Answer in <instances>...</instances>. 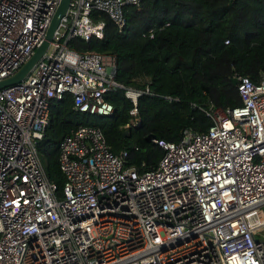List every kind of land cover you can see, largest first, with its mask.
<instances>
[{
	"label": "built area",
	"instance_id": "obj_1",
	"mask_svg": "<svg viewBox=\"0 0 264 264\" xmlns=\"http://www.w3.org/2000/svg\"><path fill=\"white\" fill-rule=\"evenodd\" d=\"M141 1L70 0L42 58L0 89V264H264V72L234 73L240 105L209 104L205 131L151 139L162 150L153 169L125 166L98 127L78 125L58 145L59 196L45 175L35 143L50 101L68 93L73 110L108 116L105 93L119 88L134 115L151 94L117 83L112 55L67 47L102 37L93 11L121 30L123 8ZM58 2L0 0V79L40 44Z\"/></svg>",
	"mask_w": 264,
	"mask_h": 264
},
{
	"label": "trees",
	"instance_id": "obj_2",
	"mask_svg": "<svg viewBox=\"0 0 264 264\" xmlns=\"http://www.w3.org/2000/svg\"><path fill=\"white\" fill-rule=\"evenodd\" d=\"M123 9L121 30L107 14L93 11L92 20L103 22L102 37H74L67 47L112 55L113 79L133 89L147 86L151 94L137 97L134 115L119 88L105 93L112 107L108 116L73 110L68 93L50 101L35 149L58 196L64 182L58 145L78 125L98 127L114 154L126 152L125 166L150 170L162 150L147 135L177 142L185 129L205 131L209 104L221 110L240 105L233 74L257 82L264 72V0H142L139 8Z\"/></svg>",
	"mask_w": 264,
	"mask_h": 264
},
{
	"label": "water",
	"instance_id": "obj_3",
	"mask_svg": "<svg viewBox=\"0 0 264 264\" xmlns=\"http://www.w3.org/2000/svg\"><path fill=\"white\" fill-rule=\"evenodd\" d=\"M69 2L70 0H59L50 18L49 24L47 25L43 39L41 40L40 44L34 49L31 55L15 70L13 74H11L8 77L0 79V89L21 82L26 77L28 72L32 69V67L36 64V62L42 58L49 42L53 37L54 31L57 28L60 18L66 12ZM187 64H190V62L187 61ZM231 82L233 85H235L236 81L234 78H232ZM145 139L148 141L154 139V136L147 135Z\"/></svg>",
	"mask_w": 264,
	"mask_h": 264
}]
</instances>
